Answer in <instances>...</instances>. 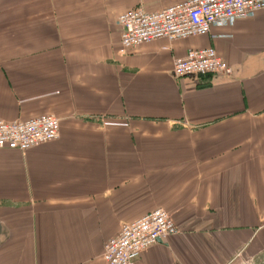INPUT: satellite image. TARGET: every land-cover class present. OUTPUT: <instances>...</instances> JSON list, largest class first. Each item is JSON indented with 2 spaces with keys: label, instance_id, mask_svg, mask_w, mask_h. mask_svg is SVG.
I'll return each instance as SVG.
<instances>
[{
  "label": "crops",
  "instance_id": "1",
  "mask_svg": "<svg viewBox=\"0 0 264 264\" xmlns=\"http://www.w3.org/2000/svg\"><path fill=\"white\" fill-rule=\"evenodd\" d=\"M187 0H0V119L58 139L0 149V264H104L123 224L178 233L136 264H264V12L121 50L119 15ZM213 48L230 77L175 78Z\"/></svg>",
  "mask_w": 264,
  "mask_h": 264
},
{
  "label": "built area",
  "instance_id": "2",
  "mask_svg": "<svg viewBox=\"0 0 264 264\" xmlns=\"http://www.w3.org/2000/svg\"><path fill=\"white\" fill-rule=\"evenodd\" d=\"M264 12V0H187L152 13L141 8L118 16L120 47L127 52L156 40L170 43L210 36L213 27L231 26L238 19ZM175 78L188 76L230 77L232 69L213 48L189 49L175 59ZM59 137V120L51 115L25 121L0 119V149L25 152ZM171 216L156 209L133 222L123 224L119 234L104 246V264H136L140 255L158 241L176 235L178 229Z\"/></svg>",
  "mask_w": 264,
  "mask_h": 264
}]
</instances>
